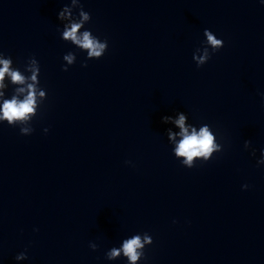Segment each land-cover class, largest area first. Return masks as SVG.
<instances>
[{"label":"clouds","instance_id":"9594fccd","mask_svg":"<svg viewBox=\"0 0 264 264\" xmlns=\"http://www.w3.org/2000/svg\"><path fill=\"white\" fill-rule=\"evenodd\" d=\"M63 15V14H61ZM82 19L87 21L90 19V15L87 12L81 13ZM81 27L79 23H73L69 29H66L63 33L64 39H71L74 43L79 45L82 49H86L88 51L89 58H101L108 47L107 41L101 42L97 37H93L90 31L83 32L82 36H77V31ZM204 35L207 37V43L212 46V52L218 51L220 48L224 46V42L221 39H217L212 31L205 29ZM211 53L208 52L207 49L204 51V55L202 56H194L193 59L196 61L197 67L204 65L210 59ZM65 59L72 62L73 57L71 55L66 56ZM10 59L0 60V64L3 67H0V81H3L5 74L11 76L13 82L16 83H24V77L19 74V72L10 71L9 64ZM86 66V64L84 65ZM64 71H67V67L63 68ZM32 79H36L35 72L33 73ZM3 85L0 84V87ZM29 93L27 97L21 101L17 102L15 98L11 101H5L2 109V117L0 119H6L9 124H12L15 120H23L29 117V114L33 113L34 108L33 105L35 103V92L33 89V85L29 84ZM23 91V89H20ZM43 96V92L40 93ZM168 119V118H165ZM175 123L181 129V136L183 139L180 141L178 146L175 149V155L177 157H184L185 159L182 161L183 165H186L188 168L194 167L193 160L196 157H204V161H208V157L210 154L216 150L219 151V145H214L213 140L214 136L209 131V127L207 125L201 127L199 133L193 129L192 133L189 134L188 130L185 128V115L180 114L179 118L175 120ZM47 131V129H45ZM29 129L22 128L21 133H28ZM250 143L246 141L247 145ZM262 156H264V152H262ZM258 163H264V159L259 161ZM247 188V185L243 186ZM152 237L147 233L141 235L133 236L131 239H126L123 241L121 248H112L110 252L107 253V258L109 260L115 259L123 253V256L127 258L129 264H136V261L144 257V249L146 245L152 244ZM93 249L96 248L95 245H90ZM26 254H19L16 259H25Z\"/></svg>","mask_w":264,"mask_h":264}]
</instances>
